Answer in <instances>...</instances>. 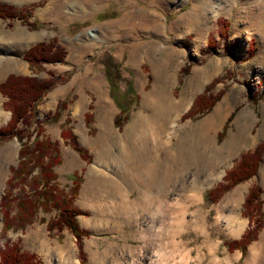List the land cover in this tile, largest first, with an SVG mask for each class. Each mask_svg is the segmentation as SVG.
Returning <instances> with one entry per match:
<instances>
[{
    "label": "rangeland",
    "instance_id": "rangeland-1",
    "mask_svg": "<svg viewBox=\"0 0 264 264\" xmlns=\"http://www.w3.org/2000/svg\"><path fill=\"white\" fill-rule=\"evenodd\" d=\"M219 3L212 10L198 0H0V4L13 6L30 22H36V28H31L18 17H0V84L11 74L55 80L37 105L33 125H19L24 141L15 135L1 137L11 111L0 91L1 198L8 189L13 196H18L23 186L29 190L23 184L37 170L14 181L13 188L9 179L18 167L23 143L32 142L41 127L39 137L48 138L59 156V162L49 168L54 177L50 184L67 199L78 182L77 194L71 199L82 213L76 220L88 233L82 239V263L76 237L69 229L48 230V223L59 216V210L40 208L24 230L10 229L3 237L0 207L1 245L19 241L22 250L35 253L41 264H247L254 244L264 249V223L257 228L259 219L264 221V182L260 177L264 147L257 153L256 174L218 200L210 203L205 199L206 192L224 182L244 153L264 144V21L259 18L264 0ZM220 18L229 21L226 35L220 33L224 28ZM16 36L23 43H16ZM210 39H214V47L209 45ZM54 40L65 47L63 60L31 65L24 58L35 44ZM108 59L120 64L111 69L119 83L118 96L129 110V119L121 128L115 124L120 109L105 74ZM130 84L137 99L126 95ZM207 86L210 99L218 100L210 109L188 115ZM189 87V104L176 116L179 129L171 133V147L176 148L181 138L187 143L188 135L199 134L195 133L197 128L191 132L190 125L198 127L219 108L215 116L218 126L210 137L222 148L211 160L218 161V171L223 175L204 185L200 199L192 202L187 197L190 187L184 188L173 178L175 182L162 198L166 199L163 208L155 188L138 184L129 189L120 179L125 160L119 157L122 151L115 138L124 136L138 114L157 117L151 115L153 101L166 94V98L171 94L177 100ZM65 130L76 136L88 158L73 148L70 137L62 133ZM108 147L115 157H104L102 172L89 177V168ZM168 159L167 164L176 169L177 159ZM253 186L259 191L250 207L246 200ZM122 203L128 206L124 213ZM13 209L16 212V207ZM241 223L240 234L233 235ZM251 231L256 233L244 254L226 244L242 240L247 232L251 236ZM259 264H264V251Z\"/></svg>",
    "mask_w": 264,
    "mask_h": 264
},
{
    "label": "trees",
    "instance_id": "trees-1",
    "mask_svg": "<svg viewBox=\"0 0 264 264\" xmlns=\"http://www.w3.org/2000/svg\"><path fill=\"white\" fill-rule=\"evenodd\" d=\"M0 17L2 18H15L18 17L31 28H36V22H30L28 16L13 6L0 4ZM223 23V27L220 31L223 35L227 34V26L229 21L227 19H218ZM209 45L214 47V39H210ZM66 55L65 47L59 44L56 40L46 43L39 42L32 46L25 54L24 58L31 65H38L42 63H56ZM113 60V58H111ZM112 67H118L120 64L113 63L110 59L106 62L105 74L109 83V89L113 99L115 100L119 113L116 115L115 124L121 128L129 119V110L125 104L121 102L119 98V83L117 82V76ZM55 84V80L52 78H38L36 76H22L11 74L7 79L0 84L1 93L7 97L5 101V107L11 111V117L6 125L1 128L3 136L11 137L15 135L19 140L24 141V133L19 130L20 124H26L31 127L37 116V105L42 100L46 92H48ZM211 86V85H210ZM210 86H207L206 91L200 94L194 101L191 109L188 111V115L195 116L197 113L210 109L217 99H210L207 95V91ZM126 95L132 96L137 99V92L133 88L132 84L127 88ZM41 127L37 130V137L35 135L32 142H24L19 151L18 167L13 169L12 176L9 179V185L13 182L11 188L15 186L14 181L26 178L28 173H32L37 170L35 175L28 178L23 185L28 186V191L23 189L18 196H13L11 189H8L4 196L1 198L0 207L3 210V233L4 237L10 229L12 230H24L26 226L34 219L35 213L41 208L43 211H50L51 208H56L60 211L59 216L56 219L51 220L48 223V230L51 233L55 230L61 232L65 228L76 237L77 245L79 247V255L82 258V263L85 261L84 252L82 251V239L88 233L82 230L76 220L77 216L82 214L81 210L73 205L72 197L77 194L78 182H75L72 186L71 196L65 198L62 193L55 191L54 185H51L52 178L54 177L49 170L50 166L59 162V156L55 145L48 140V138H40ZM64 131L63 135L69 136L71 139V145L77 150L83 158H88L87 151L80 146L77 138L72 132ZM32 136H30L31 138ZM29 137L27 138V140ZM264 144L257 146L252 152L244 153L241 156L235 166L228 171L224 177V182L218 184L214 188H211L206 192L205 199L207 202H213L218 200L221 195L229 191L237 183L251 178L257 171V153L262 150ZM48 157L49 161H46ZM259 191V188L253 186L246 200V206L252 207V203L257 195L255 192ZM17 200L16 206L15 201ZM13 206L16 207V212H13ZM255 207H260L258 202ZM252 210V209H251ZM253 211V210H252ZM257 214V211H255ZM258 229L263 227V219H259ZM250 232V231H249ZM249 232L245 233L242 240H234L227 242L230 247L241 249L243 254L246 252L247 245L252 239H254L255 233L251 231L252 235L248 237ZM0 264H41L37 255L29 251H23L19 241L7 242L5 245L0 244Z\"/></svg>",
    "mask_w": 264,
    "mask_h": 264
},
{
    "label": "bare ground",
    "instance_id": "bare-ground-1",
    "mask_svg": "<svg viewBox=\"0 0 264 264\" xmlns=\"http://www.w3.org/2000/svg\"><path fill=\"white\" fill-rule=\"evenodd\" d=\"M198 1L202 2L206 7H209L212 10L218 8L219 7L218 5L220 4L219 3L220 0H198ZM259 18L260 21L262 22L264 21V11L259 15ZM95 30L96 29H93L92 31ZM91 34L94 35L93 32ZM33 39L34 38H31L29 41ZM14 41L16 43H23L22 40L17 36L14 37ZM1 50L2 49H0V51ZM187 86L190 85H186V87ZM190 93H191V89L189 87V89H186V91L183 90V93L180 95V97L177 100H175L173 99V96L170 97L171 96L170 93H168L170 94L169 98L168 97L166 98L167 94L163 96L164 94L163 92L161 96H163L164 98L160 97V99L153 101L151 103L152 105L147 104V106L150 105L151 107V115L157 117L151 116L152 118L149 119L147 117H144L143 113L138 114L134 119L133 123L128 127V130H126L124 136L122 138L121 137L115 138L116 142H118L120 145V151H122L119 152V157L120 155H122L125 160L124 163L125 171L122 172L120 179L123 182H125V184L127 185L125 186L128 187L129 189L134 188V186L138 184L141 185L145 184L146 187H148L147 189L149 190L155 188L157 201L160 202V206H162L163 208H164V201L166 199L163 201L162 198L165 197V194L167 193L166 192L168 189L167 187L170 186L171 183L175 182L173 178H175V180L177 179L180 180L184 188L190 187L188 188V191L190 190L191 193L190 194L187 193V197L192 202L196 199H200V193L204 185H210L212 181H214L217 177L219 178V176H221L222 174L218 171V163H217L218 161L216 162L215 160L214 163H212L211 160L213 154L218 155V153H220V150L222 148V147L218 148L219 146L217 144L212 143L213 138L211 139L210 137L212 131L214 130V128L218 123L215 116H217V114L219 113V108L215 109L214 115L204 119L201 124L198 123L199 124L198 127H196V124L190 125L189 127L190 131L195 132L194 130L197 128L196 130L197 132L195 133L199 132V134H196L195 136L190 135L191 137H189V135L188 137L185 136L186 138H189V141L187 143L183 141L181 138L178 141L176 148L171 147V143H172L171 133L175 132L176 129H179L176 116L182 109H184L189 104L188 95H190ZM1 115L2 112L0 110V117ZM226 145H228V143ZM102 153L103 156L100 155L99 158L97 157L96 160L94 161V164L89 168L88 171L89 177H91L96 173L102 172L101 166H103L102 164L106 162L104 160L105 159L104 157H109L107 158V160L111 159V157L112 158L115 157L113 154L114 151L112 153L111 148L109 147L104 148ZM161 153L163 154L162 158L160 157ZM157 158L159 160H157ZM168 158L177 159V161L175 160L177 164L176 169L173 168V166L167 164L168 161L166 162V160ZM186 176L188 177L187 180H186ZM260 177L264 182L263 171L260 173ZM1 179L3 178H2V168L0 167V180ZM146 182H148V184H146ZM183 193L185 194V192ZM142 197H146V196L144 195ZM237 199L239 198L237 197ZM125 204L122 203L121 205L123 213L126 210L125 206H127V204L126 205ZM119 209L121 210V208ZM0 227H1V223H0ZM242 227H243V223L239 224L236 227V229L233 231V235L238 236L242 230ZM263 251H264L263 246L254 244L251 249V259L247 262V264H259ZM71 264H75V263H71Z\"/></svg>",
    "mask_w": 264,
    "mask_h": 264
}]
</instances>
